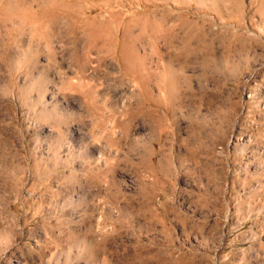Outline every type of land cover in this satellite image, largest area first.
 <instances>
[{
    "label": "rangeland",
    "instance_id": "rangeland-1",
    "mask_svg": "<svg viewBox=\"0 0 264 264\" xmlns=\"http://www.w3.org/2000/svg\"><path fill=\"white\" fill-rule=\"evenodd\" d=\"M0 264H264V0H0Z\"/></svg>",
    "mask_w": 264,
    "mask_h": 264
},
{
    "label": "bare ground",
    "instance_id": "bare-ground-1",
    "mask_svg": "<svg viewBox=\"0 0 264 264\" xmlns=\"http://www.w3.org/2000/svg\"><path fill=\"white\" fill-rule=\"evenodd\" d=\"M143 25H142V27H143ZM142 29H143L142 32L140 34L136 35L134 33V31L132 30V28H129L124 32V34L122 35L123 37H121V39H120V44H119L120 54L119 55L121 56V61L120 60L119 61L122 62L121 65H123V67H124L123 69H125L126 74H129V75H134V73H138L136 68H135L136 67L135 64H136V62H140V59L137 57L136 52H135V43L138 39L143 38L144 32L146 30L145 25ZM116 32H118V31H116ZM101 35L102 34H100L98 32L96 27H95V29L93 28L92 33L89 35V47H90V49L91 48L93 49V47L98 46L101 41H103V43L106 45H112L113 44V41L115 40L114 37H111V35L109 36V34H108V36H103V37ZM114 52H115V50H114ZM120 56H119V58H120ZM122 72H123V70H122Z\"/></svg>",
    "mask_w": 264,
    "mask_h": 264
}]
</instances>
